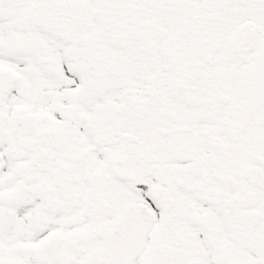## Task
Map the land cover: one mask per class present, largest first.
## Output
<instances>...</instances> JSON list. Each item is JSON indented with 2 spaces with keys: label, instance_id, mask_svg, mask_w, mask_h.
<instances>
[{
  "label": "snow or ice",
  "instance_id": "1",
  "mask_svg": "<svg viewBox=\"0 0 264 264\" xmlns=\"http://www.w3.org/2000/svg\"><path fill=\"white\" fill-rule=\"evenodd\" d=\"M0 264H264V0H0Z\"/></svg>",
  "mask_w": 264,
  "mask_h": 264
}]
</instances>
